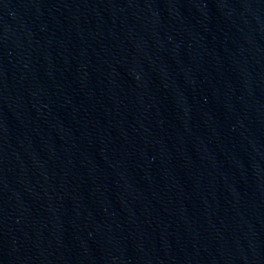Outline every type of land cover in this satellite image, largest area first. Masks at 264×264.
Segmentation results:
<instances>
[{"label": "water", "instance_id": "water-1", "mask_svg": "<svg viewBox=\"0 0 264 264\" xmlns=\"http://www.w3.org/2000/svg\"><path fill=\"white\" fill-rule=\"evenodd\" d=\"M0 264H264V0H0Z\"/></svg>", "mask_w": 264, "mask_h": 264}]
</instances>
